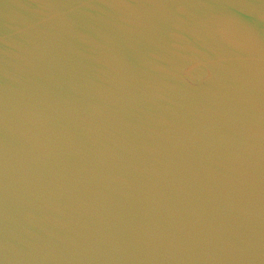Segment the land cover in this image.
Returning a JSON list of instances; mask_svg holds the SVG:
<instances>
[{
    "label": "water",
    "instance_id": "obj_1",
    "mask_svg": "<svg viewBox=\"0 0 264 264\" xmlns=\"http://www.w3.org/2000/svg\"><path fill=\"white\" fill-rule=\"evenodd\" d=\"M0 264H264V0H0Z\"/></svg>",
    "mask_w": 264,
    "mask_h": 264
}]
</instances>
